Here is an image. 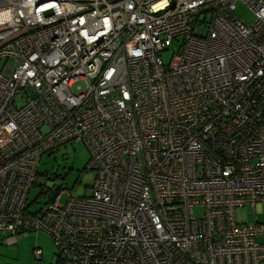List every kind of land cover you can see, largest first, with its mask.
Wrapping results in <instances>:
<instances>
[{
  "label": "built area",
  "instance_id": "built-area-1",
  "mask_svg": "<svg viewBox=\"0 0 264 264\" xmlns=\"http://www.w3.org/2000/svg\"><path fill=\"white\" fill-rule=\"evenodd\" d=\"M71 141L95 176L61 202L37 166ZM246 204H264V0H0V236L44 231L63 264H264Z\"/></svg>",
  "mask_w": 264,
  "mask_h": 264
},
{
  "label": "rangeland",
  "instance_id": "rangeland-1",
  "mask_svg": "<svg viewBox=\"0 0 264 264\" xmlns=\"http://www.w3.org/2000/svg\"><path fill=\"white\" fill-rule=\"evenodd\" d=\"M235 12L247 24L254 19L242 3L237 4ZM89 158L90 152L83 142L71 141L52 152H44L37 169L42 175L49 172L53 176V180H48V186L61 185V202H64L69 193L73 196L90 193L95 173L87 167ZM37 193L38 189L33 187L28 195L29 208L34 212L43 203L42 196L38 197ZM194 212L201 215L202 209L195 208ZM235 217L238 223L264 222V204L254 211L250 210L249 204L237 207ZM36 248L41 250L38 257L34 254ZM58 256L53 239L44 231H19L15 237L7 234L0 236V264H62Z\"/></svg>",
  "mask_w": 264,
  "mask_h": 264
},
{
  "label": "trees",
  "instance_id": "trees-1",
  "mask_svg": "<svg viewBox=\"0 0 264 264\" xmlns=\"http://www.w3.org/2000/svg\"><path fill=\"white\" fill-rule=\"evenodd\" d=\"M59 190H62L61 185H56L54 188H52L50 193H51V195H54V194L58 193ZM49 197H50V195H49ZM58 258H59L60 262L63 261L62 258H60L59 256H58ZM62 264H63V262H62Z\"/></svg>",
  "mask_w": 264,
  "mask_h": 264
}]
</instances>
